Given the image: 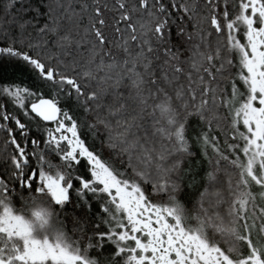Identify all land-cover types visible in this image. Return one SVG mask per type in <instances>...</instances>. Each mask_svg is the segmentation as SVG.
<instances>
[{
	"label": "snow or ice",
	"instance_id": "obj_1",
	"mask_svg": "<svg viewBox=\"0 0 264 264\" xmlns=\"http://www.w3.org/2000/svg\"><path fill=\"white\" fill-rule=\"evenodd\" d=\"M0 20V264H264V0Z\"/></svg>",
	"mask_w": 264,
	"mask_h": 264
},
{
	"label": "trees",
	"instance_id": "obj_2",
	"mask_svg": "<svg viewBox=\"0 0 264 264\" xmlns=\"http://www.w3.org/2000/svg\"><path fill=\"white\" fill-rule=\"evenodd\" d=\"M24 2H25V4H27V3H28V0H24ZM39 2H40V0H32V4H33V6L39 5ZM14 14H15V13H14ZM21 15H25V18L30 19V16H29V15H26V14H24V13H21ZM0 23H5V22L2 21V20H0ZM5 26H7V25L5 24ZM29 31H31V29H29ZM97 144H99L98 141H97ZM0 146H2V145H0ZM68 227H69V229L71 230V228H72L71 223H68Z\"/></svg>",
	"mask_w": 264,
	"mask_h": 264
},
{
	"label": "rangeland",
	"instance_id": "obj_3",
	"mask_svg": "<svg viewBox=\"0 0 264 264\" xmlns=\"http://www.w3.org/2000/svg\"><path fill=\"white\" fill-rule=\"evenodd\" d=\"M182 199H187V197H182ZM17 206H19V202H17ZM189 208H192V204L191 203H189L188 205H187ZM63 218V217H62ZM68 230H69V232L71 233V230L69 229V227H68Z\"/></svg>",
	"mask_w": 264,
	"mask_h": 264
}]
</instances>
